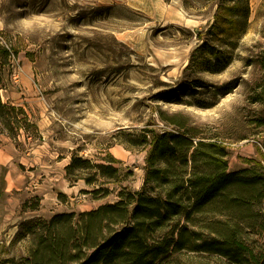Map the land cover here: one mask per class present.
I'll return each mask as SVG.
<instances>
[{"label":"rangeland","instance_id":"374dc122","mask_svg":"<svg viewBox=\"0 0 264 264\" xmlns=\"http://www.w3.org/2000/svg\"><path fill=\"white\" fill-rule=\"evenodd\" d=\"M2 47L0 96L16 122L10 130L0 119V184L10 176L20 201L0 196V264L29 256L40 221L139 190L149 130L213 138L227 146L230 171L264 173V102L254 100L264 0H0ZM74 153L115 158L117 177L69 178ZM39 186L52 195L42 205Z\"/></svg>","mask_w":264,"mask_h":264},{"label":"trees","instance_id":"16d2710c","mask_svg":"<svg viewBox=\"0 0 264 264\" xmlns=\"http://www.w3.org/2000/svg\"><path fill=\"white\" fill-rule=\"evenodd\" d=\"M0 52L8 55L6 48ZM260 61L264 70V50ZM2 81L0 74V90ZM254 100L264 102V80ZM0 119L10 130L16 122L1 96ZM140 143L150 149L139 190L124 187L114 203L40 221L29 256L18 264H182V254L264 264L263 172L230 171L227 146L210 137L149 130ZM117 161L93 164L74 153L67 176L88 184L99 176L115 178ZM5 188L2 179L0 196Z\"/></svg>","mask_w":264,"mask_h":264},{"label":"crops","instance_id":"0c3cea01","mask_svg":"<svg viewBox=\"0 0 264 264\" xmlns=\"http://www.w3.org/2000/svg\"><path fill=\"white\" fill-rule=\"evenodd\" d=\"M100 1H102V2H104V0H100ZM6 179H7V182H6V188H5V193L9 196L10 195V197L9 198H7L8 200H19L18 199V197H16L15 195H14V190H18L19 188H18V186H16V185H14L13 183H12V181H13V179L11 180V178H10V176H6ZM10 179V180H9ZM73 187H70V189H72ZM27 189H29V187H27ZM69 189V190H70ZM49 190L46 188V186H39V187H37L36 188V190L34 191L37 195H40V197H41V205L42 204H44L45 202H47L46 201V199L49 197V194H50V196H52L51 195V193H49L48 192ZM52 191V190H51ZM72 199H74V198H72ZM20 201V200H19ZM54 204H51V207H53L54 206V208H57V207H60V204H62L59 200H58V197H57V195L56 196H54ZM48 208H50L49 206H48ZM74 211V210H73ZM35 212H37V211H35Z\"/></svg>","mask_w":264,"mask_h":264}]
</instances>
